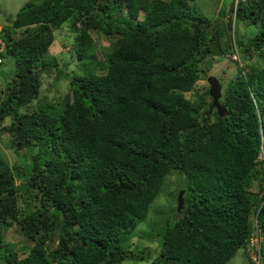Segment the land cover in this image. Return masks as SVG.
I'll return each instance as SVG.
<instances>
[{"label": "trees", "instance_id": "obj_1", "mask_svg": "<svg viewBox=\"0 0 264 264\" xmlns=\"http://www.w3.org/2000/svg\"><path fill=\"white\" fill-rule=\"evenodd\" d=\"M232 14L235 26L258 27L244 43L235 29L242 51L261 54L264 0H232L228 19L215 20L187 0H29L3 24L0 65L11 57L14 72L0 76V136L20 160L0 162V223L32 244L17 249L0 230V264H122L135 256L127 234L174 170L187 180L184 205L160 230L151 263L227 264L257 231L264 264V67L221 82L223 117L196 88L203 58L230 44ZM65 22L77 58L102 72L88 61L57 105L19 114L38 98L42 72L57 67L47 49ZM90 31L113 37L109 64ZM25 148L35 152L27 165Z\"/></svg>", "mask_w": 264, "mask_h": 264}, {"label": "rangeland", "instance_id": "obj_2", "mask_svg": "<svg viewBox=\"0 0 264 264\" xmlns=\"http://www.w3.org/2000/svg\"><path fill=\"white\" fill-rule=\"evenodd\" d=\"M29 0H0V22L9 24L11 19L17 11ZM189 4L196 7L197 11L204 14L208 18L215 20L224 14V18L228 19L231 13L232 0H187ZM235 1V0H234ZM245 1V0H243ZM140 17H143V12L140 13ZM237 36L244 43L247 39V35L252 36L256 33L258 27L254 25H244L238 21L236 24ZM22 29L17 30L21 32ZM230 44L226 51L220 56H214L207 54L200 62V68L202 70L201 79L196 83L197 89H208L207 77L213 75L224 85L229 78L235 77L237 69L239 67H246L248 65H256L258 67H264V45L262 46L261 54H256L251 49L249 56L242 51L244 46L237 43L236 38L233 40V30L229 31ZM55 40L52 42L48 49L47 54L50 58L56 61L57 67H49L47 71L41 74V88L38 98L29 106L22 107L19 114L25 113L27 110H31L37 104L54 103L57 105L64 96L70 94L69 79L78 73H84L87 67V62H92V66L96 67L94 61L87 59L79 60L77 54L73 49V37L74 32L69 28L68 22H65L62 26L56 28L54 31ZM90 35L96 42L95 55L98 60H104L109 64L108 59L105 56L104 47H108L113 37H104L101 34H97L94 31H90ZM241 49V50H240ZM244 54V55H243ZM250 57V58H249ZM14 59L9 57L3 64L0 65V76L12 77L14 72ZM97 72L100 71L99 67L95 68ZM6 81V80H5ZM5 81H1L0 85L3 87ZM214 117H211V119ZM5 123H9V118H6ZM33 148H25L23 152L24 164H30L32 156L34 155ZM20 158L14 152L11 137L8 133L0 136V162L3 165L13 166L19 162ZM18 184V181L15 182ZM187 183L186 177L177 170H174L168 176H166L164 183L161 186L159 195L149 206L147 216L140 221L134 230L127 234V238L123 245L135 255L133 258H126L122 264H152L151 261L157 256L158 253V241L160 236L158 235L162 227L165 225L166 220L172 218L173 210H176L177 195L180 190L185 188ZM257 189L256 185H253L252 190ZM19 202H22L19 198ZM174 217V215H173ZM171 220V219H170ZM16 225V224H14ZM7 226L0 223V230L6 243H10L11 246L16 244V248L28 247L32 244L25 235L20 231L19 226ZM14 226V227H13ZM260 239H263L262 235H259ZM48 249L55 247L56 242L46 241ZM247 256L244 253L243 248L237 250L235 255L228 261L227 264H248ZM262 264V261L261 263Z\"/></svg>", "mask_w": 264, "mask_h": 264}, {"label": "water", "instance_id": "obj_3", "mask_svg": "<svg viewBox=\"0 0 264 264\" xmlns=\"http://www.w3.org/2000/svg\"><path fill=\"white\" fill-rule=\"evenodd\" d=\"M207 83L209 85L208 94L212 97L211 108H215L219 117H222L226 113L225 107L219 102L221 97V83L217 77L210 75L207 77ZM184 190H180L177 195L176 211H181L184 205L183 199Z\"/></svg>", "mask_w": 264, "mask_h": 264}, {"label": "clouds", "instance_id": "obj_4", "mask_svg": "<svg viewBox=\"0 0 264 264\" xmlns=\"http://www.w3.org/2000/svg\"><path fill=\"white\" fill-rule=\"evenodd\" d=\"M235 2V5L238 3V0H235L234 1ZM235 12H233V14H234ZM233 14H232V16H233ZM232 23H233V25H232V28H231V30H233V40L235 39V37H234V31H235V29H236V27H235V25H234V16H233V19H232ZM0 25H1V36H2V38H3V36H4V34H3V32H2V26H3V23H1L0 22ZM3 40H4V38H3ZM5 48H6V44H5ZM4 51H5V49H4ZM3 51V52H4ZM3 52H1V54L3 53ZM1 59H2V57H1ZM1 63V62H0ZM221 83V82H220ZM209 89V88H208ZM221 95H222V85H221ZM211 97V96H210ZM221 98V97H220ZM220 98H219V102H220ZM211 103H212V97H211ZM221 103V102H220ZM222 105V104H221ZM223 106V105H222ZM224 107V106H223ZM210 108H211V104H210ZM211 109H213V108H211ZM215 109V108H214ZM217 112V111H216ZM218 115V114H217ZM225 115V114H224ZM223 115V116H224ZM222 116V117H223ZM184 194V193H183ZM184 199V198H183ZM259 233L256 231V232H254L253 234H251V237H250V240H249V243H248V245L246 246V249H245V251H244V253H247V255L252 259V260H256L259 264L261 263V257H260V248H261V243H262V239H260L259 238Z\"/></svg>", "mask_w": 264, "mask_h": 264}, {"label": "built area", "instance_id": "obj_5", "mask_svg": "<svg viewBox=\"0 0 264 264\" xmlns=\"http://www.w3.org/2000/svg\"><path fill=\"white\" fill-rule=\"evenodd\" d=\"M1 25H0V53L4 51L5 49V41L3 40L2 36H1ZM1 56H0V62H1Z\"/></svg>", "mask_w": 264, "mask_h": 264}]
</instances>
